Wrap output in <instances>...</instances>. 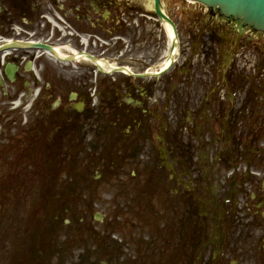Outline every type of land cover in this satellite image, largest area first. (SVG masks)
<instances>
[{"label": "flooded vegetation", "instance_id": "obj_1", "mask_svg": "<svg viewBox=\"0 0 264 264\" xmlns=\"http://www.w3.org/2000/svg\"><path fill=\"white\" fill-rule=\"evenodd\" d=\"M172 3L158 78L154 1L0 0V105L43 179L40 245L7 264H264V43Z\"/></svg>", "mask_w": 264, "mask_h": 264}, {"label": "rangeland", "instance_id": "obj_2", "mask_svg": "<svg viewBox=\"0 0 264 264\" xmlns=\"http://www.w3.org/2000/svg\"><path fill=\"white\" fill-rule=\"evenodd\" d=\"M169 1L180 4V0H164V4ZM25 121L19 112L0 105V264L28 255L27 245H40L35 234L42 227V149H31L34 130ZM107 199L102 196L101 208Z\"/></svg>", "mask_w": 264, "mask_h": 264}, {"label": "water", "instance_id": "obj_3", "mask_svg": "<svg viewBox=\"0 0 264 264\" xmlns=\"http://www.w3.org/2000/svg\"><path fill=\"white\" fill-rule=\"evenodd\" d=\"M207 1H220L230 11L237 9V11L241 16L243 14L246 16L247 20L264 21V0H207ZM157 2H159V0H157ZM172 25L174 27L175 34H177L175 25L173 23ZM175 43L176 40L174 41L172 52L175 47Z\"/></svg>", "mask_w": 264, "mask_h": 264}, {"label": "bare ground", "instance_id": "obj_4", "mask_svg": "<svg viewBox=\"0 0 264 264\" xmlns=\"http://www.w3.org/2000/svg\"><path fill=\"white\" fill-rule=\"evenodd\" d=\"M167 32H168L169 37L173 36L172 29L170 28L169 25L167 26Z\"/></svg>", "mask_w": 264, "mask_h": 264}]
</instances>
